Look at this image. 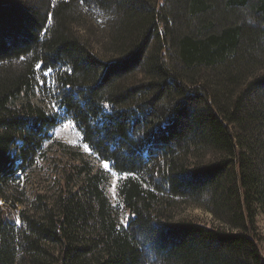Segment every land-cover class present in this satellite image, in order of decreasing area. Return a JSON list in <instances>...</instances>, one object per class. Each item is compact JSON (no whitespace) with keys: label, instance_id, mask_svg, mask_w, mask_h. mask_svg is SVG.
Masks as SVG:
<instances>
[{"label":"trees","instance_id":"1","mask_svg":"<svg viewBox=\"0 0 264 264\" xmlns=\"http://www.w3.org/2000/svg\"><path fill=\"white\" fill-rule=\"evenodd\" d=\"M69 120L128 176L125 224L104 175L72 164L56 198L0 209V264H264V0H0V201ZM182 205L220 226L175 221Z\"/></svg>","mask_w":264,"mask_h":264},{"label":"rangeland","instance_id":"2","mask_svg":"<svg viewBox=\"0 0 264 264\" xmlns=\"http://www.w3.org/2000/svg\"><path fill=\"white\" fill-rule=\"evenodd\" d=\"M62 1V0H56ZM39 3L38 1H36ZM88 33L86 36L93 37L96 49L100 50L96 36H101V31L94 25L86 28ZM49 81L45 83L42 77L39 80L35 93L32 94V102L43 107L48 113L54 115L58 109L52 103L49 97ZM52 140L46 143L47 159L43 161L31 173L25 177L22 176L18 181L15 189H11V195H14L11 203L6 200L0 201V209H8L10 214L17 220L20 212L30 210L37 196H45L48 200L56 198L63 185V173L68 166L72 164L88 163L95 171H100L106 179V195L113 208V215L117 217L121 223L125 224L123 209L120 205L118 197V188L122 180L128 176H119L113 173L107 164L100 162L91 153V151L83 145L80 132L76 129L75 124L69 120L62 122L58 127L51 131ZM68 148V149H67ZM78 160V161H77ZM175 221L194 220L202 225L210 227H219V223L214 220L212 215L204 209L195 205H182L175 212ZM18 222V221H17ZM257 224L261 241L259 249L264 259V207L258 210Z\"/></svg>","mask_w":264,"mask_h":264},{"label":"bare ground","instance_id":"3","mask_svg":"<svg viewBox=\"0 0 264 264\" xmlns=\"http://www.w3.org/2000/svg\"><path fill=\"white\" fill-rule=\"evenodd\" d=\"M38 82V81H37ZM53 84V83H52ZM54 96V95H53ZM55 99V98H54ZM73 121V120H72ZM76 124V123H75ZM49 204V203H48ZM19 224V223H18Z\"/></svg>","mask_w":264,"mask_h":264},{"label":"snow or ice","instance_id":"4","mask_svg":"<svg viewBox=\"0 0 264 264\" xmlns=\"http://www.w3.org/2000/svg\"><path fill=\"white\" fill-rule=\"evenodd\" d=\"M40 67H43V66H40Z\"/></svg>","mask_w":264,"mask_h":264}]
</instances>
